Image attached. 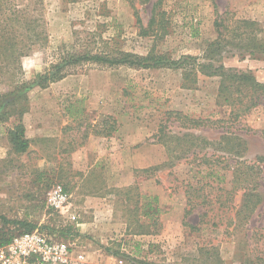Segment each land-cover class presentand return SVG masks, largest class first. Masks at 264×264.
<instances>
[{"label": "rangeland", "instance_id": "374dc122", "mask_svg": "<svg viewBox=\"0 0 264 264\" xmlns=\"http://www.w3.org/2000/svg\"><path fill=\"white\" fill-rule=\"evenodd\" d=\"M12 1L40 18L47 35L22 58L19 76L27 82L55 62L60 48L81 50L92 32L98 45L104 39L173 60L204 59L218 37V13L228 12L230 26L256 20L264 36V0H162L149 35L141 34L135 8L147 26L158 0ZM222 61L264 83V55L235 49ZM220 79L200 74L193 84L175 67L91 64L27 89L12 106L27 107V152L15 153L8 137L19 116L0 122V216L10 221L0 218V230L20 232L13 221L44 227L71 245L73 264H215L213 246L223 264H264V96L247 110L250 93H220ZM7 83L2 91L10 90ZM109 116L116 128L105 136ZM36 127L44 136L32 134ZM55 184L71 196L65 212L47 208ZM250 190L261 201L244 218ZM146 195L159 198V224L139 215L146 232L134 234L133 219L144 211L136 207L151 201Z\"/></svg>", "mask_w": 264, "mask_h": 264}, {"label": "trees", "instance_id": "16d2710c", "mask_svg": "<svg viewBox=\"0 0 264 264\" xmlns=\"http://www.w3.org/2000/svg\"><path fill=\"white\" fill-rule=\"evenodd\" d=\"M141 1L145 2L148 0ZM161 1L158 0L154 3L152 16L147 26L143 25V20L138 10L134 7L137 23L140 25L142 35H149L153 31L157 22L155 11L160 6ZM227 15L228 12L218 13V18L214 22L218 37L209 43L203 60L194 56H184L179 60H173L162 53H156L152 50L146 55H142L115 46L111 47L110 43L104 41V39L98 45V42L92 39L97 34L92 32L90 33L92 36H89L86 41L87 43L83 45L81 50L60 48L55 62L44 72L38 73L35 79L27 82L19 76L22 70V58L28 55L35 45L44 42L47 35L42 28L40 18H34L30 15L28 9L19 8L12 0H0V87L2 83H7L6 79L9 80L7 84L10 86V90L8 91L0 89V122L8 119V116L13 114L19 116L18 121L8 130V137L14 152L17 154L27 152L30 147V140L26 135V129L21 120L27 107L13 109L12 106L19 105L18 101L25 97L24 95L30 87L38 86L46 88L51 83L62 80L78 69H83L85 66L91 64L103 67L124 65L136 68L175 67L182 69L184 79L193 84L197 82V77L200 74L208 77L218 76L221 78L220 93L228 92L233 87L237 88V90H241L244 87L251 95L246 109L249 110L256 106L260 98L264 96V83L257 80L252 72L227 67L222 60H224L226 53H232L235 49L239 50L241 54L247 53L253 58H257L258 55H264V36L260 35L263 32V28L258 21L243 18L236 19L233 24L234 26H230L228 24L230 18ZM73 115L77 116L76 114ZM104 121H106V124L109 121L113 123V125H109L108 128H104L100 132V134L109 136L116 128L114 126L115 120L109 116ZM244 195L248 199V202L244 200L241 209H244V218H248L261 201V196L258 192L251 190L249 192L245 191ZM145 198L151 201H147L141 207H136L135 211L139 209L144 211L141 214H137L133 219L138 225V229L134 231V234H145L146 232L143 230L144 226L138 224L139 220L137 219L139 215L151 219L154 226L159 224L158 215L160 207L158 205V196L146 195ZM0 218L6 223H10L5 217L0 216ZM13 222L20 224L23 229L15 234H8L4 230H0V246L8 243L15 235L22 232L31 231L36 228L47 232L44 227H38L36 224L28 221ZM186 225L192 229L197 228V226L187 222ZM212 249L214 250L212 256L216 255L214 258L215 264H223L224 260L220 257L216 246H213ZM207 254L209 253L207 252Z\"/></svg>", "mask_w": 264, "mask_h": 264}, {"label": "built area", "instance_id": "2783aa9c", "mask_svg": "<svg viewBox=\"0 0 264 264\" xmlns=\"http://www.w3.org/2000/svg\"><path fill=\"white\" fill-rule=\"evenodd\" d=\"M71 196L62 184L53 185L47 194V208L65 212ZM83 258V257H80ZM69 243L53 239L49 233L36 228L15 235L0 246V264H73Z\"/></svg>", "mask_w": 264, "mask_h": 264}, {"label": "crops", "instance_id": "0c3cea01", "mask_svg": "<svg viewBox=\"0 0 264 264\" xmlns=\"http://www.w3.org/2000/svg\"><path fill=\"white\" fill-rule=\"evenodd\" d=\"M26 126H27V128H28V124H26ZM36 132H37V133H35V132L32 131V134H33L34 136H38V135H39V136H40V135H41V136H44V134H43L44 131H43V128H42V127H40V128H39V127H36ZM28 133H29V132H28Z\"/></svg>", "mask_w": 264, "mask_h": 264}]
</instances>
